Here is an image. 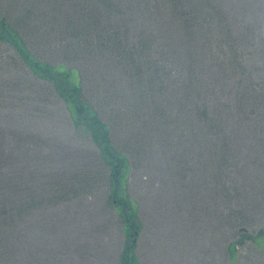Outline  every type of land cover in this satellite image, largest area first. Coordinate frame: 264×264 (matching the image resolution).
Segmentation results:
<instances>
[{
    "label": "rangeland",
    "instance_id": "1",
    "mask_svg": "<svg viewBox=\"0 0 264 264\" xmlns=\"http://www.w3.org/2000/svg\"><path fill=\"white\" fill-rule=\"evenodd\" d=\"M108 1L0 0V21L25 30L29 53L68 70L72 86L82 79L79 96L129 164L112 185L95 137L56 84L0 45V264H122L128 253L136 264H264V0L158 10L155 44L128 61L154 54L180 74L158 71L164 94L148 87L146 65L139 89L129 67L88 52L99 7L120 0ZM188 70L197 80L186 91ZM143 91L151 98L138 104ZM124 201L137 225L128 233L129 208L116 212Z\"/></svg>",
    "mask_w": 264,
    "mask_h": 264
},
{
    "label": "trees",
    "instance_id": "2",
    "mask_svg": "<svg viewBox=\"0 0 264 264\" xmlns=\"http://www.w3.org/2000/svg\"><path fill=\"white\" fill-rule=\"evenodd\" d=\"M89 1L92 3H105L104 0L102 2L101 0ZM109 3H115V1L110 0ZM169 3H180V0H120L118 5H110L109 8L105 7L104 9L99 5V12L102 13L100 15L102 22L93 25L94 30H99V32L95 35L96 42L92 45L89 43L88 52L91 54L95 52V56L99 54L100 60L102 57L107 56V61L110 62L114 69L120 66H122V69H127V67H129L127 70V77L132 79V81H137L139 89H141L142 84L145 83V76H142V71L143 65H146L149 71L147 73L148 87L164 94V89L159 87L163 81L158 71H160L161 74L166 71L170 79L173 80L175 76L177 78L180 74L169 72L167 69L168 65L166 66L160 60L156 59L154 54L142 56L143 53H139L140 55L137 61H133L132 64L129 61L130 58H133L130 50L133 51L132 54L136 55L138 52H142V50H148V45L155 44V42H153V36H155L154 28H156L157 25V23L155 24V13H157L158 10L160 11L161 8L167 9L168 6L170 7ZM170 9L172 14H177V7L175 9L170 7ZM186 10L187 8H183V11L186 12ZM137 16H140L142 19L141 23L136 21ZM124 19H129V21ZM12 24L17 25L15 23ZM24 31L25 30L20 33L15 27L11 26L10 19L7 20L3 17L0 21V45L9 47L37 78L54 83V85L56 84L54 87L58 95L67 105H72L73 113L71 115H73L76 120L78 119V122H83L88 128V132L95 137L94 139L98 143V147L102 150L106 164L111 168L112 185H120V179L117 178L122 175V171L128 172L129 170L127 157L123 154L119 155L114 152L109 144L108 125L101 121L93 106L79 96L83 87L81 86L82 79L81 81L79 80L77 85L72 86L69 82V75L66 73L68 70L62 66H59L62 68V71L58 70L59 67H49L48 65H50V63H46L39 56H34L29 53L26 49V32ZM187 31L191 32V28ZM72 42L71 47L74 48L76 54L79 55V53L83 51V47L81 46L82 39L79 35H76ZM91 57L94 56L91 55ZM140 58L142 61L139 60ZM196 78L195 74L188 70L185 80L186 83H184L182 89L188 91L189 86L187 83H190V85L193 84L197 80ZM191 90L187 92L189 95L186 93L187 96H191ZM143 94L144 97L138 99V104L146 100V98H151L149 93H144L143 91ZM109 98H111V96H109ZM122 99L123 98H117L113 102L118 105L121 103ZM161 99L164 100L167 99V97L162 96ZM124 113L125 111L123 108L119 107L117 116L120 117L122 115L123 117ZM118 198H121V196L119 195L117 199ZM127 203L124 201L121 206H117L116 212L118 210L121 212L124 210L125 212V207L129 208L123 215L124 231L128 233L136 230L137 225L134 218L135 212ZM243 238L249 241L252 239L251 237ZM236 245L235 243L230 246V252H234ZM121 261L122 264H136L132 253L121 256Z\"/></svg>",
    "mask_w": 264,
    "mask_h": 264
}]
</instances>
